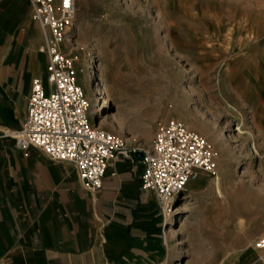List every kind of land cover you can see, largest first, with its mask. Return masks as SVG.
Segmentation results:
<instances>
[{
  "label": "rangeland",
  "instance_id": "rangeland-1",
  "mask_svg": "<svg viewBox=\"0 0 264 264\" xmlns=\"http://www.w3.org/2000/svg\"><path fill=\"white\" fill-rule=\"evenodd\" d=\"M75 3L63 47L77 56L93 124L110 116L103 129L143 147L173 118L215 150L216 172L202 173L166 210V264H216V256L232 251L257 258L253 243L264 220V58L246 61L244 43L254 41L252 32L264 38V0ZM99 75L110 100L104 111L94 101Z\"/></svg>",
  "mask_w": 264,
  "mask_h": 264
},
{
  "label": "crops",
  "instance_id": "crops-1",
  "mask_svg": "<svg viewBox=\"0 0 264 264\" xmlns=\"http://www.w3.org/2000/svg\"><path fill=\"white\" fill-rule=\"evenodd\" d=\"M43 47L29 0H0V264H166L164 216L137 156L111 162L89 192L73 165L3 135L23 123L32 80L45 82ZM214 261L262 264L239 251Z\"/></svg>",
  "mask_w": 264,
  "mask_h": 264
},
{
  "label": "built area",
  "instance_id": "built-area-1",
  "mask_svg": "<svg viewBox=\"0 0 264 264\" xmlns=\"http://www.w3.org/2000/svg\"><path fill=\"white\" fill-rule=\"evenodd\" d=\"M29 4L32 19L43 33L47 74L45 82L37 77L32 80L20 128L7 129L3 135L12 138L18 150L33 147L51 161L73 165L89 192L101 188L111 162L119 157L132 160L141 152L140 187L155 195L165 216L196 172L214 174L212 144L173 118L161 124L151 144L143 147L95 126L90 118L92 104L78 81L77 56L63 47L76 17L75 0H60L58 5L54 0H29ZM253 247L264 264V220Z\"/></svg>",
  "mask_w": 264,
  "mask_h": 264
},
{
  "label": "bare ground",
  "instance_id": "bare-ground-1",
  "mask_svg": "<svg viewBox=\"0 0 264 264\" xmlns=\"http://www.w3.org/2000/svg\"><path fill=\"white\" fill-rule=\"evenodd\" d=\"M170 20V19H169ZM169 23V36L173 38V26L174 24L171 23L170 21H168ZM246 29H248L249 24L246 25ZM252 32V31H251ZM254 35V41L252 43H254L255 45L252 47L251 44H249L250 42H248V40H245L244 45H247L245 48L248 50V56L250 59L246 60L248 62H258V63H262L263 61H261V58H264V50H260L258 47L261 45H264V38H261L260 34H256L255 32H252ZM242 41V40H241ZM240 45V43H239ZM243 46V45H242ZM242 49V48H241ZM259 50V51H258ZM256 68V67H255ZM100 82V83H99ZM103 77L101 75H99V79H98V84H96V87L94 88L95 91V95L97 96V101L98 104L97 106L100 107L101 111H104V109L108 106V104L110 103V100L108 98V96L105 94V91L103 89ZM252 83V82H251ZM253 85V84H252ZM257 85L254 84V86H250V90H254L256 88ZM255 87V88H254ZM249 90V91H250ZM242 97H245V92L241 93ZM101 119V118H100ZM110 119V116H104V118L101 119V121L98 123L99 125H97L96 123L94 124L97 127H101V125H103L106 121H108ZM254 153L256 155L259 154L258 150L256 149V147H254ZM216 172V171H215ZM214 172V173H215ZM202 172H196L195 176L192 177L188 183L186 184V189L187 187L193 183L199 180L200 176H201Z\"/></svg>",
  "mask_w": 264,
  "mask_h": 264
},
{
  "label": "water",
  "instance_id": "water-1",
  "mask_svg": "<svg viewBox=\"0 0 264 264\" xmlns=\"http://www.w3.org/2000/svg\"><path fill=\"white\" fill-rule=\"evenodd\" d=\"M136 156H137V158L140 160L141 159V152H138L137 154H136Z\"/></svg>",
  "mask_w": 264,
  "mask_h": 264
}]
</instances>
